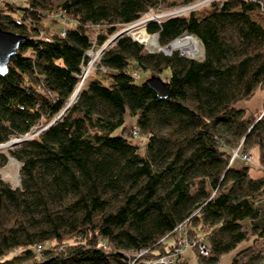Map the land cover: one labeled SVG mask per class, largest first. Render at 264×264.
I'll use <instances>...</instances> for the list:
<instances>
[{
    "label": "trees",
    "instance_id": "trees-1",
    "mask_svg": "<svg viewBox=\"0 0 264 264\" xmlns=\"http://www.w3.org/2000/svg\"><path fill=\"white\" fill-rule=\"evenodd\" d=\"M193 1L0 0V28L23 36L0 75V144L38 130L0 148V169L8 157L19 163L17 185L0 177V264H143L182 237L202 239L208 255L194 246L196 259L211 264L246 239L243 225L264 243V115L235 105L264 89V0H212L144 22L161 47L193 36L200 57L120 35L96 62L109 80L92 70L50 123L88 50L161 2ZM57 21L73 25L59 36ZM137 68L167 69L164 93L135 82ZM126 112L145 136L142 154ZM240 140L244 152L257 148L260 176L244 159L233 165ZM252 245L228 264L264 263V249L239 259Z\"/></svg>",
    "mask_w": 264,
    "mask_h": 264
},
{
    "label": "rangeland",
    "instance_id": "rangeland-1",
    "mask_svg": "<svg viewBox=\"0 0 264 264\" xmlns=\"http://www.w3.org/2000/svg\"><path fill=\"white\" fill-rule=\"evenodd\" d=\"M167 1H169V0H167ZM210 1H212V0H195V1L191 2V3L177 5V6H174L172 8L169 7L168 9L165 6V2H161L159 4V6L157 7V9H155V10L149 9L138 20H136V21L132 22L131 24H129L131 27L135 26V25L136 26L133 29H131L130 31H128L127 34L130 35L132 38L136 39L137 41L141 42L146 50H149V51L158 50V46L159 45L157 44V40H156L155 35L148 34V33L145 32V28H144V22L145 21H144V19H146V18L160 19L161 17H163L167 13H173V12H174V14H184L187 11L192 10L194 8L208 6ZM71 25H73L72 21H57V22H53L52 23L51 30L52 31L54 30V31L58 32L59 30L63 29L64 27H68V26H71ZM129 25H126V26H129ZM126 26L118 28L113 34H115L117 31H119L120 29H122V28H124ZM113 34H111L107 39H109ZM184 36L190 37L191 41H193L195 43V45H196L195 46V51L193 53H191L189 56L190 57H200V55H201V46H200V43L198 42V40L196 38H194L193 36H191V35H184ZM184 36H182V37H184ZM144 38H146V39L144 40ZM111 44H109V45H111ZM109 45H107L106 47H108ZM99 47H97V48L95 47L94 49H90V50H88L86 52V56L88 58V61L83 66V69H85V71L87 72L86 75L89 74L93 70V72H91V73L94 76L99 77L103 82H107L109 80V73H104L101 68H96L97 58H98V55L101 53V52H98L99 51ZM159 47H161V46H159ZM161 48H163V47H161ZM176 51H178L181 54L180 50L176 49ZM137 72H138L137 76L134 79L135 82H140L142 80H145L147 78L148 74H149L147 70H143V69H139V68H137ZM167 74H168V70L165 69L160 74V78H164V76L167 75ZM84 80L85 79H83L81 85L83 84ZM78 84H79V82H78ZM80 86H78V87L80 88ZM258 96H259V93L255 92L254 95L250 98L251 100L249 99L250 103L253 104L252 101H257ZM247 102H248V100L241 99V100H238L235 103V105L237 107H239V106H242L244 104L246 105ZM263 106H264V103H262V106H261V108L258 111V115L260 114V110L263 108ZM242 107L247 108V110L250 111L248 109V107H246V106H242ZM134 120H135L134 116H131L128 112H126V114L124 116V124H123L124 127H125V131H124L125 133H127L129 131V129L134 126ZM37 131L38 130L35 129L34 131H32L30 133H26V134H24L21 137L14 136V137H11L10 139H19V138H23V137H30L34 133H36ZM122 132L123 131H122L121 127H120V128H117L114 131V134H121ZM127 137L129 138V140L133 144H135L137 146V151L140 154H142L143 153V144H144V141H145V136L138 132V134L136 136L129 135ZM237 149L239 151H244L243 143H242L241 140L238 141V143L236 144V146L233 147L231 152H233L234 150H237ZM250 150H254L253 151L254 153H252L253 156H251V161L250 162H251V164L253 163L254 165H256V159H255L256 157L255 156L257 154V148L256 147H251V148L248 149L247 153H249ZM231 155H232V153H231ZM242 161H243V158H241L240 156H236L235 160L233 162V165L239 166L242 163ZM257 161H258V159H257ZM18 166H19V163L14 158L8 157L7 163L0 169V177L4 181L8 182L12 186L17 185L18 184ZM263 199H264V194L260 197L259 200L261 201ZM243 228L246 230V234H247L246 239L244 241L238 243L232 250H230L228 252H225V253H222L219 256L218 260L215 263H211V264H228L230 259L233 256L232 255L233 253H235L239 249L241 250V248H244V247H246V246H248L250 244H253V245L251 246L250 249H248L247 251L243 252L239 256L240 260H245L249 256V254L256 253L258 250L260 251V253H263L264 243H263L262 238L257 237L256 235L252 234L250 229L247 228L245 225H243ZM167 240H169V239H167ZM195 248L197 250H199L200 247H199V245L196 244ZM183 252H184L183 253V257L186 259V264H199V262H198V260L196 259V256H195V252L196 251H194V247L192 248L191 245H186V247H183ZM206 252H207V254L203 253V255H208V249H206ZM129 264H133V262L129 263ZM262 264H264V263H262Z\"/></svg>",
    "mask_w": 264,
    "mask_h": 264
},
{
    "label": "water",
    "instance_id": "water-1",
    "mask_svg": "<svg viewBox=\"0 0 264 264\" xmlns=\"http://www.w3.org/2000/svg\"><path fill=\"white\" fill-rule=\"evenodd\" d=\"M151 20L150 18H146L144 19V21H148ZM131 26H126L122 29H120L119 31H117L115 34H113L109 39H107L105 42H103L101 44V46L99 47V51L101 52L107 45L111 44L112 42H114V40L119 37L120 35L124 34V33H128V29ZM23 39V36L8 30H4L2 28H0V75L5 74V72L7 71V66L8 63L10 61V57L15 53L16 49L18 48V45L20 43V41ZM159 51H161L163 54H170L171 51L169 52H164L161 47L158 48ZM182 55H185L181 52ZM187 56V55H185ZM82 79V76H81ZM144 82L151 88L153 89L155 92L157 93H164L165 91V84L164 81L160 78V76L156 75V74H151L149 76H147V78L144 80ZM79 84L75 87L74 91L72 92V94L70 95V97L68 98L67 102L65 103L64 107L61 109V111L50 121V123L52 121H54L56 118H58L63 111H65L67 109V107L69 106V104L75 100V98L77 97V94L75 95V97L73 98V94L74 92L78 91L79 89ZM72 98V99H71ZM28 137H23V138H19V139H15L13 142H8L6 141L3 144H0V148L1 147H7V146H13L15 144H18L19 142L27 139Z\"/></svg>",
    "mask_w": 264,
    "mask_h": 264
},
{
    "label": "built area",
    "instance_id": "built-area-1",
    "mask_svg": "<svg viewBox=\"0 0 264 264\" xmlns=\"http://www.w3.org/2000/svg\"><path fill=\"white\" fill-rule=\"evenodd\" d=\"M170 14H174V12L173 13H167L166 15H170ZM58 35L63 36L64 30L63 29L59 30ZM86 73L84 72V69L82 67V70H81V73L79 76V80L84 79V77L86 76ZM132 75L134 77L137 76V72H135V71L132 72ZM81 76H82V79H81ZM262 115H264V106L260 110V114L258 115V117H261ZM129 132L131 133L132 136H136L138 134L137 131L134 130L133 128H131ZM231 153H232V155H231L230 159L233 157H236V156H240L245 161H248V162L251 161V154L250 153H247L244 151H239L238 149L234 150ZM196 244L199 245V247H200L199 250H197L200 254H202V255H203V253L207 254V252H206L207 247H206L205 243L202 241V239H198V241L195 243V242H190L186 238L182 237L178 240L176 247L171 252H169L167 254H163V255L155 257V258L146 259L143 261V264H179L178 262H179L180 256L183 253V247H186V245H191V247L193 248L194 246H196Z\"/></svg>",
    "mask_w": 264,
    "mask_h": 264
},
{
    "label": "bare ground",
    "instance_id": "bare-ground-1",
    "mask_svg": "<svg viewBox=\"0 0 264 264\" xmlns=\"http://www.w3.org/2000/svg\"><path fill=\"white\" fill-rule=\"evenodd\" d=\"M135 26L130 27L128 29V31H130L131 29H133ZM145 39L146 38H144V40ZM195 46H196L195 43L193 41H191L190 37L184 36V37H179V38L174 39L168 45L164 46L161 49L164 52H169V51L178 49L183 54L189 56L191 53H193L195 51ZM158 48H160V47L158 46ZM84 72L86 73L85 69H84ZM82 81H83V79L78 81L80 85H81ZM78 91H79V89H78ZM78 91L74 92V94L72 96L73 98L75 97L76 94H78ZM14 140L15 139H10L8 142H13Z\"/></svg>",
    "mask_w": 264,
    "mask_h": 264
},
{
    "label": "crops",
    "instance_id": "crops-1",
    "mask_svg": "<svg viewBox=\"0 0 264 264\" xmlns=\"http://www.w3.org/2000/svg\"><path fill=\"white\" fill-rule=\"evenodd\" d=\"M256 92H258L259 93V96H258V99H257V101H252V103L253 104H251L250 103V100L248 99V102H247V104L245 105H242V106H246V107H248V109L250 110V111H252V112H258L259 111V109L261 108V106H262V103H263V100H264V89H258V90H256ZM242 106H239V107H242ZM246 110H247V108H246ZM254 150H250V154H251V156H253V154L252 153H254L253 152ZM256 158V165H254L253 163V166H252V168L250 169V175L252 176V177H258V176H260L261 174H262V172H261V167H260V164L258 163V161H257V159H258V157H257V154H256V156H255ZM184 253V252H183ZM183 253H182V255L180 256V262L182 263V262H184V264H186V259L183 257ZM234 254V253H233ZM232 254V255H233Z\"/></svg>",
    "mask_w": 264,
    "mask_h": 264
}]
</instances>
